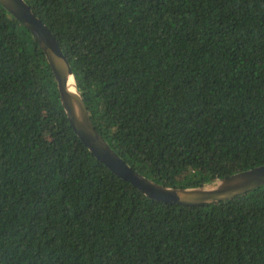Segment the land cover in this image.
Wrapping results in <instances>:
<instances>
[{
	"label": "trees",
	"instance_id": "trees-1",
	"mask_svg": "<svg viewBox=\"0 0 264 264\" xmlns=\"http://www.w3.org/2000/svg\"><path fill=\"white\" fill-rule=\"evenodd\" d=\"M25 2L133 170L187 189L264 165V0ZM0 264H264V186L206 206L146 197L75 134L0 5Z\"/></svg>",
	"mask_w": 264,
	"mask_h": 264
},
{
	"label": "water",
	"instance_id": "water-1",
	"mask_svg": "<svg viewBox=\"0 0 264 264\" xmlns=\"http://www.w3.org/2000/svg\"><path fill=\"white\" fill-rule=\"evenodd\" d=\"M37 41L52 70L62 106L75 134L94 157L118 177L131 183L146 197L163 203L206 206L233 200L264 186V165L233 174L196 188H172L158 184L133 170L96 130L72 68L51 30L33 13L25 0H0Z\"/></svg>",
	"mask_w": 264,
	"mask_h": 264
}]
</instances>
